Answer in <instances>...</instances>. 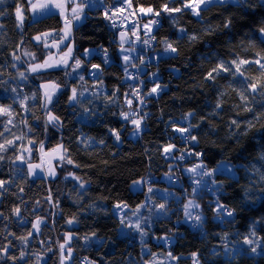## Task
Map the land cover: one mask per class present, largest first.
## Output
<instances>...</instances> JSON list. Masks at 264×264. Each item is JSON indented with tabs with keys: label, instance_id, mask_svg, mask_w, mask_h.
<instances>
[{
	"label": "trees",
	"instance_id": "obj_1",
	"mask_svg": "<svg viewBox=\"0 0 264 264\" xmlns=\"http://www.w3.org/2000/svg\"><path fill=\"white\" fill-rule=\"evenodd\" d=\"M98 1L111 7L122 0H90L86 18L73 28V55L83 61L82 67L75 72L69 67L30 73L29 64L41 62L52 52L44 47V41L59 40L60 17L53 14L31 21L26 0H0V105L10 106L12 111L11 117L0 115V132L4 134L0 143L15 136L24 137L15 141L16 146L3 153L5 159L0 161V180L9 182L0 189V248L8 246V255L0 253V264H38V256L42 259L39 264H60L59 244L68 232L73 236V253L66 264H194V259L198 264H264V193L260 192L264 187V160L260 159L264 154V89L257 93L247 89L248 83L261 77V69L251 63L242 66L244 77L221 72L214 80L206 79L220 61L230 62L238 57L256 60L257 53L264 55V37L259 32L264 27V7L259 6L258 0H249L253 7L213 5L196 18L189 10L172 14L162 10L164 4L180 7L181 0H132L135 10L142 6L160 12L159 16L148 17L158 21L149 34L155 36V45L148 53L154 63L144 65L141 78L146 87L159 84V94H170L171 107L184 105L179 113L186 121L178 125L165 110L154 111L153 98L148 93L144 104L137 107L131 70L127 65L126 76L118 62L117 35L107 26ZM17 4L23 6L22 27L17 26ZM228 19L231 24L225 28ZM45 32L51 35L35 41V36ZM193 35L196 40L189 39ZM164 40L172 42L178 54L165 52ZM85 49L94 50L88 59L83 56ZM102 49H107V63ZM25 53H34L36 59L30 55L27 56L31 60L25 58ZM14 55L20 59H14ZM92 64L101 65L93 80L86 76ZM20 72L25 74L21 80ZM44 82L60 85L54 102L48 106L59 117L55 125L48 123V112L42 107L40 85ZM73 87L77 88L79 103L69 102ZM242 92L248 97L247 102L241 100ZM194 97L201 98L200 103L191 104ZM22 100L27 110L21 106ZM218 102L220 108L216 107ZM246 107L253 111H245ZM85 108L89 111L85 112ZM122 112L138 114L132 118L143 117L135 140L128 137L133 129L131 119L125 120ZM9 119L12 124L7 123ZM250 122L254 128L248 127ZM189 125L193 127L184 137L173 129ZM112 130L119 134V143ZM29 140L34 141L29 161L41 162L40 154L62 144L68 150L65 155L79 167L60 160L55 162L54 178H30L26 168L29 161L15 162L19 146L29 144ZM169 145L174 147L165 152ZM184 153L196 157L209 171L221 161L227 162L234 167L235 179L213 174V191L195 197L184 196L171 181L173 196L168 198L167 214L144 222L143 238L137 230H124L121 219L113 212L115 205H127L125 217L143 205L141 221L145 213L164 202L161 192L167 186L162 174L170 173L171 179L177 176L183 188L188 187L191 176L180 171L182 165H188L180 162ZM139 179L143 181L141 189L131 191V183ZM81 182L83 189L79 187ZM189 199L199 205L189 212L204 218L202 235L200 230L187 226L183 210ZM217 202L234 209V216L217 218ZM16 207L20 208L19 215L13 211ZM73 216L76 222L69 225L66 221ZM37 217L44 222L40 231L33 233L32 224ZM28 232L33 234L25 245L18 237ZM93 232L96 236L90 241L83 239ZM246 239L252 243H245ZM21 251L27 253L23 259L19 258ZM169 252L178 259L169 257ZM193 253L197 254L195 258ZM8 256L17 259L13 261Z\"/></svg>",
	"mask_w": 264,
	"mask_h": 264
},
{
	"label": "snow or ice",
	"instance_id": "obj_2",
	"mask_svg": "<svg viewBox=\"0 0 264 264\" xmlns=\"http://www.w3.org/2000/svg\"><path fill=\"white\" fill-rule=\"evenodd\" d=\"M258 3H259L260 7H264V0H258ZM122 4L126 5V7L120 6L118 8L111 9V15H109V10L106 9L104 12V17L106 19L112 20L113 17H115L117 15L123 16V14L125 13V11L127 9H131L133 7L132 0H122ZM229 4H231L233 6H237V7H253V5H251L249 3V0H181V6L180 7L169 8L167 4H164L162 6V10L165 12H168L169 14L180 13L184 10H190L193 15L200 17L201 12L208 10L210 6H213V5L225 6V5H229ZM28 6H29V10L34 14V16L38 13L53 14V10H55L56 12H58L59 16L63 20V28L60 30L62 32V36L60 37L58 42H54L51 45V47L57 48V53L54 54L52 52H49L48 55L45 57V59L42 62L31 64L29 70L33 73H36V72H39L41 70L61 68V67L64 69L71 67L73 72L80 69L82 67L83 61L80 58L75 57L73 55L74 47L72 44V32H73V28L76 26V23H79L82 21L83 18H86L85 9L90 6V0H28ZM139 12L142 14H153L155 16L160 15V12L155 11L152 7L144 8V7L140 6ZM2 14L3 13L0 12V15H2ZM15 15H16V19L18 21L17 26L22 27L23 21L25 19L24 14H23V6L22 5L17 4V7L15 9ZM132 15H135V12H133ZM124 18L126 19V17H124ZM157 23H158V21L153 20L149 24L144 25V28L147 30V34H150L152 31L151 25L157 24ZM230 24H231V20L228 19L225 21L223 26L225 28H228V27H230ZM113 26H115V22H113ZM133 28L136 29L135 24L133 25ZM180 32L184 33L185 29L181 28ZM259 32H260L261 36L264 37V27H261L259 29ZM50 35H51V33L45 32V33H42L41 35L35 36L34 39L36 41L40 42V41H42V38H47ZM127 35L128 34L126 32L120 33V45H121V53L122 54L125 52H128V51H131V49H125L123 47L124 43L126 42ZM131 35L136 36L138 40L140 39L137 30H133ZM150 38L152 40H155V36H150ZM189 39L190 40H196L197 37L193 35V36H190ZM65 41H68V42L65 43ZM143 43L145 45H147V44H149V40L144 39ZM163 43L165 44V49H164L165 52H171V53H177L178 54V49H177V47L174 46V44L172 42L164 40ZM61 44L64 45V48L66 49V51H60V45ZM44 47L45 48L50 47V45L46 42V40L44 41ZM92 51L93 50L85 49V56L86 57L91 56ZM102 52H103V56H104V63H107L108 62L107 49H102ZM25 55H30L33 60L36 59V56L34 53H25ZM257 56L259 58L256 60H248V59L238 57L237 59H233L230 62L220 61V63H218L217 66L214 67L207 74L206 79H213L214 80L215 77L217 75H219L221 72L231 73L232 75L238 74L239 76L244 77V72L242 71V66L254 63V64L258 65L259 68L261 69V77L259 79L253 80L251 83H248L247 89H250L252 93L260 92L262 89H264V62H262V61H264V55L257 53ZM14 59L19 60L20 57L14 55ZM70 60L74 61V63L70 64L69 63ZM123 60L127 64L130 61L129 55H123ZM140 63L141 64L144 63L143 58H140ZM91 67L94 70H100L101 65L92 64ZM132 67H136V65L132 64ZM233 69H234V71H233ZM19 75L21 77H24L25 74H24V72H20ZM93 75H95V72H93ZM79 79L83 80L84 79L83 75H80ZM59 87H60V85H58L56 83H44V84L40 85V88L43 89V94H42V99L44 101L43 107L48 112L47 121H48V123H52L54 125L57 122H59V117L53 115V113L51 112L50 109H48L47 106L54 102V98L56 96V92L58 91ZM159 90H161V86L159 84H156V86L150 90L148 95H152L154 93H157ZM12 91L15 92L16 89L13 88ZM261 94L264 95V92H261ZM79 95L82 96L83 93L81 92V93H79ZM133 95L138 96L139 93L134 92ZM240 96H241V100L247 102L248 97L243 92L240 93ZM77 97H78L77 88L73 87L72 88V95L69 97V102L70 103H72V102L79 103L80 101L77 99ZM32 98L33 99L36 98L35 93H33ZM27 99H28V97L24 98V100H27ZM24 100L21 101V106L24 107L25 110H27V106L25 105ZM140 102L141 103L144 102L143 98H140ZM127 103L129 106H131L132 100L129 99L127 101ZM221 106L222 105L219 102L216 104L217 108H220ZM84 111L88 112L89 110L87 108H85ZM245 111L252 112L253 109L246 107ZM0 115H8L9 117H11L12 116L11 107L10 106L5 107L4 105H0ZM121 115L124 117L125 120L131 119V123L135 126L136 131L140 130L141 123L143 120L142 116L140 118H132V117H136L138 114L132 113L130 116L129 113H123V112L121 113ZM187 115L191 116V115H193V113H188ZM254 118L257 120L261 119L260 116H255ZM7 123L12 124V120L9 119ZM24 123L26 124L27 122L24 121ZM232 123L236 124V126L239 127V124L237 123V121L233 120ZM191 127H193V125H189L188 128H178L176 130L181 132V133H188L190 131ZM248 127L254 128L255 124H252L250 122ZM5 130L10 131V129H8L7 127ZM29 131H31V129H29ZM112 131H113V134L116 136V139L119 140L120 139L119 134L117 132H115V130H112ZM3 135H4L3 132H0V137H3ZM23 138H24L23 136H15L14 139H4V141L2 143H0V161H3L5 159V156L2 154L6 153L9 148L15 147L16 146L15 141L22 140ZM187 138H189L191 140H196L195 136H189ZM81 142L83 143L84 141H81ZM101 143H103V141H101ZM29 144L30 145L34 144V141L29 140ZM172 147H174V146H172V145L167 146L165 148V152L170 151L172 149ZM20 148L22 151H31L30 148H23V145H21ZM40 150H41V152H43V144L42 143L40 145ZM67 151L68 150L66 148H64V146L62 144H60L57 146L56 149H53L50 154L45 153V155H47L49 157V159L47 161L49 163V168L47 170L48 176L54 178L56 175L55 169L51 166V159L53 157H58L59 160H61V161L66 160L68 164H74V166L79 167V165H75L74 161L71 159L70 156L65 155L67 153ZM197 155H200V154L197 153ZM15 159L23 161L24 157H23V155H17ZM181 159H183V157H181ZM260 159L264 160V154H261ZM38 168H41L40 164H29L28 165L29 174L35 175V170ZM198 168L204 169L205 166L203 164H198L195 167L188 169V171L196 173L201 178H203L204 176H212L216 172L222 173L228 179H235V176H236V173L233 170L232 166H230L225 161H221V163L217 166V168L212 169L210 171L204 170V171L197 172ZM41 170H43V169L41 168ZM69 175H73V174L70 173ZM73 178L78 180V181L80 180V177H78V176H73ZM261 181L264 182V173L261 174ZM142 182L143 181H134L133 184L139 185ZM6 183H9V182L5 181V180H0V189H3ZM193 183L196 185H200L201 180H194ZM213 183L215 184L216 181H213ZM84 186L85 185L83 182H81L79 185V187L81 189H83ZM21 191H23V189H21ZM149 191L151 192L152 189L149 188ZM196 191H197V189L193 188V192H196ZM217 191H219V189H217ZM260 192L264 193V187L260 188ZM48 199L50 200L51 197L49 196ZM191 206L199 207V205H193V202L189 201V203L184 206L185 216L190 220H194V222H195L194 226L203 227L204 218L201 215H196L195 217H193L192 213L188 211L189 207H191ZM115 207L117 209H120L122 207H127V205L126 204L125 205L117 204V205H115ZM140 207H143V205H141ZM158 207L161 210H163L165 208V205L160 204ZM13 211L16 215H19L20 208L16 207L13 209ZM137 211H139V208L137 209ZM215 212L217 214V218L222 219L225 214L227 217H233L235 210L234 209H228L226 205L217 202ZM0 215H3V214L0 213ZM43 222H44V220L42 217H37L36 221L32 224V228L38 233L40 231V226ZM66 222L69 225H72L73 223L76 222V217L73 216L72 218L68 219ZM120 222H121V224H124L123 219H121ZM126 226L127 227H133L132 224H128ZM134 227L137 231L140 232L142 238L144 235H146V232H144L141 229L139 219L136 221ZM32 234H33L32 232H28L26 236L18 237V239H20L22 241V243L26 245L28 242V238L31 237ZM95 236H96V233L93 232L90 234V236L85 235L83 237V239L85 241H90L91 238L95 237ZM72 239H73L72 233H70V232L65 233L64 242L59 244L60 264H66V261H69L72 258L73 249L70 246V242ZM165 239H167V238H165ZM245 243L251 244L252 241L246 239ZM65 250H66V254H65ZM49 251H51V249H49ZM252 251L255 252L256 249L252 248ZM0 253H3L4 255H8V246L0 248ZM26 255H27L26 252L21 251L19 258L23 259ZM192 255L195 258L197 254L193 253ZM168 256L174 260L178 259L177 257H173L171 252L168 253ZM2 258L3 257L0 256V259H2ZM8 259L15 261L17 259V257L8 256ZM40 259L41 258L38 256V264H39ZM85 259H87V258H85ZM146 264H154V262L149 261V262H146ZM194 264H198V262L195 259H194Z\"/></svg>",
	"mask_w": 264,
	"mask_h": 264
},
{
	"label": "rangeland",
	"instance_id": "obj_3",
	"mask_svg": "<svg viewBox=\"0 0 264 264\" xmlns=\"http://www.w3.org/2000/svg\"><path fill=\"white\" fill-rule=\"evenodd\" d=\"M190 11V10H189ZM136 12H137V15H138V17L139 18H144V20L141 22V25H140V28H141V31L143 32V34L144 35H146V36H149V34H147V30L144 28V25L145 24H149L152 20L150 19V18H148V17H150V16H152L153 14H142V13H140L139 12V8H137V10H136ZM191 12V11H190ZM192 14V13H191ZM193 15V14H192ZM194 17H196L197 18V16H195V15H193ZM83 20V19H82ZM155 27H156V24H152L151 25V28H152V31H151V33H153V31H154V29H155ZM150 33V34H151ZM68 41H65V43H67ZM116 43H117V56H118V62H119V64H120V66L121 67H123V69H124V71H125V73H126V76H127V65L129 64V62L126 64L125 62H124V60H123V55H129V57H130V55L133 53V50L130 48V47H128V46H125V45H123V47L125 48V49H131V51H128V52H125V53H121V45H120V35H117L116 36ZM61 47H60V51H66V49L64 48V45L63 44H61L60 45ZM89 50H93V49H89ZM52 53H57L56 51L55 52H52ZM94 53V50L92 51V54ZM83 56H84V58L85 59H88L89 57H86L85 56V52L83 53ZM43 61V60H42ZM41 61V62H42ZM70 62V61H69ZM72 63H74V61L72 62ZM71 63V64H72ZM35 64V63H34ZM20 65V64H19ZM18 65V63H17V66H16V68H19L20 66ZM62 68V67H61ZM54 69H60V68H54ZM47 70H53V69H47ZM47 70H41V71H47ZM41 71H39V72H41ZM128 78V77H127ZM19 80H21L22 79V77L21 76H19V78H18ZM150 82H152L151 80H150ZM149 82V83H150ZM44 83H53V82H44ZM44 83H42V84H44ZM58 91H59V89H58ZM57 91V92H58ZM41 92H42V94H43V89H41ZM57 92H56V94H57ZM150 92V90L148 91V93ZM147 96V95H146ZM150 96H152L151 98H153V106H154V111L155 112H157V110L159 109V108H161V109H163V110H165L166 112H168L169 114H171V116H172V120L173 121H175V122H177V124L178 125H183L184 124V122L186 121V117L184 116L183 117V115L181 114V113H179L180 112V110L183 108V106L184 105H180V107L179 108H173V107H171L170 105H169V98H170V94H168V93H166V94H159V91L157 92V93H154V94H152V95H150ZM200 101H201V98H199V97H194L192 100H191V104H197V103H200ZM44 104V101H43V99H42V105ZM49 106V105H48ZM47 106V107H48ZM43 107V106H42ZM44 108V107H43ZM44 110H45V108H44ZM131 125L133 126V129L130 131V133H129V138L130 139H132V140H135L137 137H138V135H139V131H136V129H135V126L131 123ZM19 126L21 127V129H22V122H20V124H19ZM178 128H187V127H183V126H174V131H175V133L178 135V136H180V137H184V136H186L187 135V133H181V132H179V131H177L176 129H178ZM117 143H119V141L117 140ZM21 145H23V148H30L31 149V151H22L21 150V148H20V146ZM20 146H19V149H18V153H17V155H23V157H24V159H23V161H20V160H16L15 159V162L18 164V163H20V164H25L26 162H28L30 159H31V157H32V152L34 151V150H32V148H31V145L30 144H26V145H24V144H21ZM57 147H55V148H53V149H56ZM53 149H51V150H49V151H47V152H43V154H40V158H41V162H32V161H29L27 164H26V168H27V172H28V165L29 164H40L41 165V168L43 169V170H41V168H38V169H36L35 170V175H30L29 174V172H28V176L30 177V178H32V179H35V178H44V177H46V178H53V177H50V176H48L47 175V170H48V168H49V163L47 162L48 161V159H49V157L47 156V155H45V153H51L52 152V150ZM56 161H60L59 160V158L58 157H53L52 159H51V166L55 169V162ZM198 164H202L201 162H199ZM197 164V165H198ZM230 165V164H229ZM230 166H232V165H230ZM195 167V166H194ZM191 168H193V166H189V165H182L181 167H180V171L182 172V174L183 175H185V176H191L190 177V181L191 180H195L196 179V177L198 176L196 173H193V172H189L188 171V169H191ZM232 168H233V170H234V167L232 166ZM202 169H200V168H198L197 169V172H200ZM55 172H56V169H55ZM217 173H220V172H216V173H214V175L215 174H217ZM222 174V173H221ZM56 176V175H55ZM161 179L165 182V184H166V186H167V188L164 190V192H161V194L164 196L163 198H164V202H163V204L165 205V208L163 209V210H161L159 207H157V209H154V210H151L150 212H149V214H147V213H145V215H144V217H142V220L140 221V225H141V229L143 228V223L144 222H150L152 219H155V218H160V217H163L164 215H166L165 214V210L167 209V205H168V203H170V201H168V198L169 197H171V196H173L172 195V192H173V190H172V188H170L171 187V174L170 173H164V174H162V176H161ZM137 181H141L140 179L139 180H137ZM213 186L215 187L216 186V183L214 184L213 183ZM130 189H131V191H133V192H135V191H139L140 189H141V184H139V185H134L133 183H131V185H130ZM175 197V196H174ZM189 201H192L193 202V205H196L195 204V201H194V199H189L188 201H187V204L189 203ZM173 202V201H172ZM139 208V211H137V209ZM193 208H195L194 206H191V207H189V209H188V211L190 210V211H193ZM125 210H127L126 209V207H122V208H120V209H117L116 207H114V209H113V212H114V214L119 218V219H123L124 220V224H123V229L124 230H126V229H131L132 230V232H137L136 231V229H135V227H134V225H135V223H136V221L139 219V214H140V211L142 210L141 209V207L139 206V207H137L136 209H134L131 213H130V215L129 216H127V217H125V216H123V213L125 212ZM167 211V210H166ZM183 213H184V216H185V209L183 210ZM145 220V221H144ZM36 221V220H35ZM34 221V222H35ZM128 224H132L133 225V227H127L126 225H128ZM134 230V231H133ZM33 233H37L34 229H33ZM119 234H121V228L119 229ZM140 235V237H141V234H139ZM42 262V259H40L39 260V263H41ZM165 264H169L168 262H164Z\"/></svg>",
	"mask_w": 264,
	"mask_h": 264
},
{
	"label": "built area",
	"instance_id": "obj_4",
	"mask_svg": "<svg viewBox=\"0 0 264 264\" xmlns=\"http://www.w3.org/2000/svg\"><path fill=\"white\" fill-rule=\"evenodd\" d=\"M97 6L100 8H103L104 12L106 9H108L109 15H111V9L118 8L120 6L126 7V5L122 4V1L119 4L111 6V7H105L101 2L98 1ZM133 12H135V15H132ZM124 17H126V19ZM106 22H107V26L111 30H113L116 35H120L121 32H126L128 34L124 45L130 47L133 50V53L130 55V61L128 64L131 70L129 71V76L133 81H135V92L139 93V95L136 96L135 103L137 104V107L140 108V106H142L145 102L144 101L143 103H141L140 98H143V100H145V97L148 91L152 88V87L148 88L145 86V82L141 78L142 77L141 72H142L144 65L149 64V63H154L153 60L148 58V53L151 51V49L155 45V40H152L150 38L151 35L146 36L141 31V28H140L141 21L134 7H132L131 9H127L125 13L123 14V16L117 15L113 17L112 20L106 19ZM113 22H115V26H113ZM134 24L136 25V29L133 28ZM133 30L138 31V35L140 37L139 40L137 39L136 36L131 35ZM144 39H148L149 44L145 45L143 43ZM102 57H104L103 54H102ZM140 58H143V61H144L143 64L140 63ZM132 64H135L136 67H132ZM93 72H95V75H93ZM99 72L100 70H94L92 69L91 66H89L86 72V76L89 79L93 80L97 78V76L99 75ZM181 157H183V159H181ZM180 162L186 163L189 166H193V167L199 163L197 158L190 155L189 153L181 154ZM204 170H207V169L204 168L201 171H204ZM195 180H201L200 185L194 184L193 183L194 180H191L190 183L188 184V187L183 188L177 176H173L171 179L172 183L175 185H178L181 188L183 195L187 197L201 196L203 193H209V192L211 193L213 191V177L212 176H204L203 178H201L200 176H197ZM193 188H196L197 191L193 192ZM191 213L193 217L197 215L195 212H191ZM186 223H187V226L191 227L194 231L200 230V227L194 226L195 224L194 220H190L187 218ZM200 234L201 235L203 234L202 230H200ZM167 246L168 244L164 245V248H167Z\"/></svg>",
	"mask_w": 264,
	"mask_h": 264
},
{
	"label": "crops",
	"instance_id": "obj_5",
	"mask_svg": "<svg viewBox=\"0 0 264 264\" xmlns=\"http://www.w3.org/2000/svg\"><path fill=\"white\" fill-rule=\"evenodd\" d=\"M26 2H27V4H28V0H26ZM28 12H29V16H30V19H31V21H36V20H39V19H41V18H44V17H47V16H49V15H58L59 16V14H58V12H56L55 10H53V14H47V13H38V14H36L35 16H34V14L29 10V6H28ZM60 17V16H59ZM84 19L85 18H83V20L81 21V22H79V23H76V26L77 25H79V24H81L83 21H84ZM60 20H61V27H60V30L63 28V20H62V18L60 17ZM75 23V22H74ZM59 30V37H61L62 36V32ZM60 39V38H59ZM36 41V40H35ZM59 41V40H58ZM58 41H54V40H50V42L48 43L49 45H50V49H52V52L54 51H56L57 52V48L56 47H51V45L54 43V42H58ZM61 47V46H60ZM25 58H31L30 56H27V55H25ZM31 60V59H30ZM32 64V63H31ZM31 64H29V66L27 67V70H28V72H30V73H33V72H31L29 69H30V65ZM53 70H56V69H53ZM115 207V206H114ZM113 207V208H114ZM126 211V210H125Z\"/></svg>",
	"mask_w": 264,
	"mask_h": 264
}]
</instances>
